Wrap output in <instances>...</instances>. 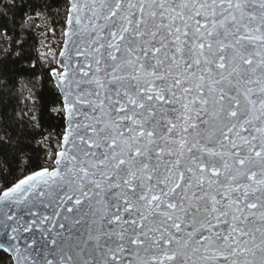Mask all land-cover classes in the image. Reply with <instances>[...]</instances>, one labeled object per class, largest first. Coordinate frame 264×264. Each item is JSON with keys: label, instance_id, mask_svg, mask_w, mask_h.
Wrapping results in <instances>:
<instances>
[{"label": "snow or ice", "instance_id": "snow-or-ice-1", "mask_svg": "<svg viewBox=\"0 0 264 264\" xmlns=\"http://www.w3.org/2000/svg\"><path fill=\"white\" fill-rule=\"evenodd\" d=\"M0 264H264V0H0Z\"/></svg>", "mask_w": 264, "mask_h": 264}, {"label": "trees", "instance_id": "trees-1", "mask_svg": "<svg viewBox=\"0 0 264 264\" xmlns=\"http://www.w3.org/2000/svg\"><path fill=\"white\" fill-rule=\"evenodd\" d=\"M43 19V17H41ZM48 27L50 30L53 31L54 34H58L59 32L61 33V29L59 26H56L55 29L53 30L52 24L50 21L47 22ZM62 36V33H61ZM32 46V55L34 58H40L37 50V36L35 35V32L33 30V40L30 42ZM41 63H44L41 61ZM49 63H44V67L47 68L49 67ZM31 90V85L27 83V81L24 78H20L18 80V83L16 84L15 88L13 89V95L10 97L11 99V104L13 107L17 109V112L21 110H27L32 107L33 105V100L29 98V93ZM53 136H52V145L53 148L57 146V139L55 133L59 131L58 127H53Z\"/></svg>", "mask_w": 264, "mask_h": 264}, {"label": "rangeland", "instance_id": "rangeland-1", "mask_svg": "<svg viewBox=\"0 0 264 264\" xmlns=\"http://www.w3.org/2000/svg\"><path fill=\"white\" fill-rule=\"evenodd\" d=\"M33 30L37 36V50L41 61L44 62L42 54L46 53L49 58V65L56 67V58L62 43L61 33L54 34L42 18H40V26L33 28ZM53 57L55 58L53 59Z\"/></svg>", "mask_w": 264, "mask_h": 264}, {"label": "water", "instance_id": "water-1", "mask_svg": "<svg viewBox=\"0 0 264 264\" xmlns=\"http://www.w3.org/2000/svg\"><path fill=\"white\" fill-rule=\"evenodd\" d=\"M62 39H63V37H62ZM61 44H62V43H61ZM60 49H61V47H60ZM60 49H59V51H58L56 61L59 59V52H60Z\"/></svg>", "mask_w": 264, "mask_h": 264}]
</instances>
